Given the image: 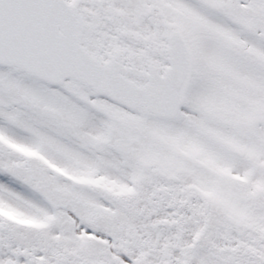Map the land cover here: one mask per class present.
<instances>
[{"label": "snow or ice", "instance_id": "snow-or-ice-1", "mask_svg": "<svg viewBox=\"0 0 264 264\" xmlns=\"http://www.w3.org/2000/svg\"><path fill=\"white\" fill-rule=\"evenodd\" d=\"M0 264H264V0H0Z\"/></svg>", "mask_w": 264, "mask_h": 264}]
</instances>
